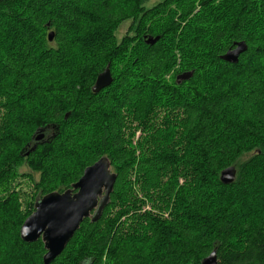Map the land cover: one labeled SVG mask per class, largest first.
<instances>
[{"label":"trees","instance_id":"1","mask_svg":"<svg viewBox=\"0 0 264 264\" xmlns=\"http://www.w3.org/2000/svg\"><path fill=\"white\" fill-rule=\"evenodd\" d=\"M157 1L151 7L147 0L126 5L119 0L0 1V264H44L42 240L27 244L20 238L24 222L37 201L72 189L85 169L103 157L117 175L109 204L97 222L84 220L52 264H202L214 251L219 264H264V182L257 183L264 168V0ZM129 20L139 51L130 50V38L115 48L108 39L100 46L93 43L109 35L97 34L104 28ZM145 20L142 31L139 24ZM82 22L95 26L83 40L76 36L80 42L72 46L69 31ZM11 25L17 33H9ZM50 29L55 30L53 43L47 38ZM146 36L159 41L147 46ZM240 42L248 49L238 64L223 62L221 57ZM71 49L87 56L81 57L86 63L80 69L69 67L76 57ZM177 60L180 72L194 73L189 83L200 81L197 65L219 63L239 88H228L224 77L203 94L186 90L187 82L178 91L159 83L155 93L140 90L143 80L150 85ZM121 63L126 68L115 76ZM108 65L113 84L94 94L92 87ZM163 90L169 91L167 101L179 105L189 146L181 165L191 169L187 181L195 189L181 190V207L207 215L209 205L220 209L225 203L209 216V226L175 216L167 228L158 223L157 216L181 196L177 184L166 178L173 168L170 158L154 154L160 147L159 125L145 141L146 155L130 158L128 111L141 96L162 101ZM52 122L57 134L24 155L37 132ZM23 165L40 174L36 195L25 201L17 171ZM230 167L236 168V180L224 185L220 176ZM134 175L142 177L136 182ZM206 179L212 193L203 197ZM145 195L150 211L141 205L139 196ZM226 195L237 197L236 202Z\"/></svg>","mask_w":264,"mask_h":264},{"label":"rangeland","instance_id":"2","mask_svg":"<svg viewBox=\"0 0 264 264\" xmlns=\"http://www.w3.org/2000/svg\"><path fill=\"white\" fill-rule=\"evenodd\" d=\"M117 2V0H114ZM130 0H119V4L120 5H126L127 3L131 4V2H129ZM147 6H153L156 5L158 3L157 0H147L146 2ZM129 7V6H128ZM58 9V7L56 6V10ZM129 9H131V7H129ZM54 11L57 12V11ZM59 12V11H58ZM141 20V17H139ZM146 23V20L144 22H140V27L141 30L143 31V26ZM86 25V26H85ZM92 24L88 22V24H85L84 22L80 23V26H85L84 29L80 30L79 29H74V30H70L69 31V37H72V46H76L75 43L80 42L81 40H83L84 38L87 37V35L85 33H88ZM95 26V25H92ZM132 27V21H125L122 23H118V24H113L109 26V29H105L102 32L97 33L98 35H104L105 34H109V35H105L103 40L101 37H99L100 39L94 40L93 43L96 44L97 46L102 45L103 43H106L107 39L109 40V43L112 45V48L115 47H120L122 45H124L125 42H127V39H132V45L130 50H132L133 48H137L135 49L136 51H139V49H141V43L135 41L134 39L136 38V33L135 34H131L130 31ZM18 27H13L12 25L9 27L8 31L9 33H17L18 31ZM50 32H55V30L50 29V31L47 34V38ZM147 35V34H145ZM144 35V36H145ZM149 35V34H148ZM76 36L80 39V41H78L76 39ZM91 37V36H90ZM89 37V38H90ZM148 37V36H146ZM88 38V40H89ZM148 39V38H147ZM104 41V42H103ZM146 40H144L145 42ZM54 42V40H53ZM53 42H49V43H53ZM54 45V44H53ZM145 45H147L145 43ZM148 46V45H147ZM77 48H82V46H80V43H78ZM75 48V49H77ZM15 50V49H14ZM72 50V49H71ZM76 50H72V52H75ZM80 50H78L77 52H79ZM77 52H75V55L72 56L73 57V62L71 64H69V67L74 68V69H80L81 66H83L86 62L84 61H80L81 57L84 56V59L87 57L85 56L84 53H82V51H80V55L77 56ZM207 52V51H204ZM224 62V61H223ZM176 66L174 67H166L163 75L161 76V78L156 79L154 82L150 83V85L147 84V80H143L142 84H140L139 88H141V91L147 90L149 92H156V90H154L156 84H160V85H164L170 89L173 90H182V83H189V81H181V79L179 80L178 83V77L187 74V73H192L194 75L193 72H189V71H181L180 72V67H178L181 64L180 60L176 61ZM127 64H123L121 63L120 68L118 69V67H115V76H120L122 73H120L121 71H123V69L125 70ZM131 68L132 66L129 65ZM197 67L199 68L200 72V81L199 83H189V84H184L185 86H187L186 90H191V91H195L196 93L200 92L201 94L203 93H208V91H211L210 87L215 88L216 85L218 83H220V80L222 81L225 77L226 81L228 84H230V87L228 88H236L239 86L235 83L236 78L233 74H231V76H225V72H224V66H221V64L216 63L215 65H210L209 67L205 68L201 65H197ZM88 69V67H87ZM86 69V70H87ZM90 71L89 74H93V67L90 66L89 67ZM239 70L233 71L232 73H239ZM146 82V84H145ZM234 86V87H231ZM93 88V87H92ZM178 89V90H177ZM164 94H162V101L156 102L155 100H152V98H150V95L148 97H143L141 96L138 100V104L134 103L133 106L129 109L128 111V117H127V122H128V136H127V143H128V149H129V153H130V158L131 159H137L139 157L145 156L146 152H144V147H145V141L147 139H149L151 137L152 132L155 130L154 126L155 125H159L161 127L160 130V135H161V140H160V147H159V151L155 150L154 154H161L164 156H168L170 158V161L173 164V168L172 171L167 174L166 178L169 179L171 178V180L173 182H175L179 188V193L181 194V196L179 197V201L175 202V204H173V207H168V209L166 210V212L162 215V216H157L158 218V223L160 225L161 228H167L169 221L171 220V218H173L174 216L176 218H178L181 221L187 222L188 224L190 223H195V222H201V220L205 221L208 223L209 226V222L210 220V215H216L217 213L220 212V210L224 209V204L223 202H221L220 204V209H217L216 207L213 208V206H210V208H206V214H195L192 213L189 210H185L181 207V205L183 203H185V200L182 197V192L181 190L184 192V190H186V187L188 188H194V186H192V182L187 181L188 180V174H190V172L188 169L183 168V166L181 165V162L184 158V155H186V152L188 151V144L186 143V139L185 136L182 134L181 128H180V120H179V116H180V108L179 105H177L176 103H170L169 101H167V97L165 94H168V92H166L165 90L162 91ZM154 99H156V96H153ZM139 108V113H133V111L135 110V108ZM229 114H233V112H228ZM0 120H1V116H0ZM57 126L56 124L49 123L47 125V128L45 129H41L37 132L36 136L42 135L43 138L41 141H35V137L32 141V143H30L26 149V151L24 152V155H26L31 149H33L34 147H37L36 145L40 142H46L49 141L50 139H52L56 134H57ZM257 153V150L254 151L253 153H251L250 155H245L244 157L241 158V162L244 161H248L252 156H254ZM19 176L18 179V183L20 184L19 190H20V194L22 199L25 201L27 199H32V197L34 195H36V188H35V183H38L40 180V174H36L34 172H32L31 169H29L26 165L21 166L19 169H17ZM113 172V171H112ZM24 175V176H21ZM32 177V180H30V177ZM142 176H138V175H134L133 176V181H138L139 178H141ZM205 181V182H204ZM204 184L206 185V188L204 189L205 192L203 194V197L208 196L209 194L212 193V187H211V180L206 179L204 180ZM260 182H264V168H263V172L258 175L257 177V183L260 184ZM136 184V183H135ZM264 184V183H263ZM262 184V185H263ZM261 185V186H262ZM199 189L203 190V187H199ZM202 192V191H201ZM213 198H216V194H212ZM232 195H226V199L229 200L230 202L234 201L237 197L232 196ZM142 203V208H145V210H149L151 209L150 205V198L148 196H139ZM37 198H39V196H37ZM245 198V197H243ZM236 202V201H234ZM242 203H246V201H242ZM25 204V203H24ZM183 206V205H182ZM209 217V218H208ZM213 217V216H212ZM161 222V223H160ZM144 234V232H143Z\"/></svg>","mask_w":264,"mask_h":264},{"label":"water","instance_id":"3","mask_svg":"<svg viewBox=\"0 0 264 264\" xmlns=\"http://www.w3.org/2000/svg\"><path fill=\"white\" fill-rule=\"evenodd\" d=\"M54 36V32L49 33V42H53ZM145 40L147 45L153 46L159 41V37H146ZM247 49L244 42L237 43L235 49L228 50L221 60L236 65ZM192 76V73H188L178 79L189 81ZM112 84L113 77L108 65L98 75L92 92L99 94ZM42 138L39 135L34 140L38 142ZM236 175V168L230 167L221 173L220 181L224 185H231L235 182ZM116 179L117 175L112 172L108 158H101L85 169L83 176L72 189L47 194L36 202L33 214L27 218L20 230L21 240L27 244L42 240L45 250L43 263L52 264L64 252L85 219H91L92 222L100 219L109 204ZM202 264H219L216 252H212Z\"/></svg>","mask_w":264,"mask_h":264},{"label":"bare ground","instance_id":"4","mask_svg":"<svg viewBox=\"0 0 264 264\" xmlns=\"http://www.w3.org/2000/svg\"><path fill=\"white\" fill-rule=\"evenodd\" d=\"M149 38H150V37H149ZM145 43H146V41H145ZM148 46H149V45H148ZM105 69H106V68H105ZM105 69H104V71H105ZM104 71H103V72H104ZM110 72H111V70H110ZM111 74H112V73H111ZM187 74H188V73H187ZM181 81H183V80H181ZM178 83H179V79H178Z\"/></svg>","mask_w":264,"mask_h":264}]
</instances>
